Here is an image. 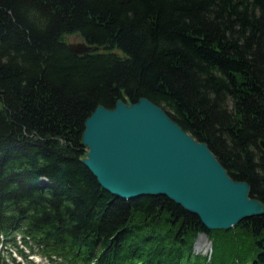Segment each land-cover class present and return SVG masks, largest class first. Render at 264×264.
<instances>
[{
  "label": "trees",
  "instance_id": "obj_1",
  "mask_svg": "<svg viewBox=\"0 0 264 264\" xmlns=\"http://www.w3.org/2000/svg\"><path fill=\"white\" fill-rule=\"evenodd\" d=\"M123 96L159 105L264 203V0H0V233L52 264H264V213L207 229L164 195L99 184L81 131Z\"/></svg>",
  "mask_w": 264,
  "mask_h": 264
},
{
  "label": "water",
  "instance_id": "obj_2",
  "mask_svg": "<svg viewBox=\"0 0 264 264\" xmlns=\"http://www.w3.org/2000/svg\"><path fill=\"white\" fill-rule=\"evenodd\" d=\"M81 54L84 40L69 42ZM79 160L99 184L123 199L164 195L196 214L207 229H229L264 213L250 185L231 178L206 142L196 140L146 97L118 98L112 108L98 104L81 131ZM264 147V141L261 140Z\"/></svg>",
  "mask_w": 264,
  "mask_h": 264
},
{
  "label": "rangeland",
  "instance_id": "obj_3",
  "mask_svg": "<svg viewBox=\"0 0 264 264\" xmlns=\"http://www.w3.org/2000/svg\"><path fill=\"white\" fill-rule=\"evenodd\" d=\"M67 40L69 42L77 41L79 40V36H76V35L68 36ZM210 249H211L210 241L207 239V237L204 234H199L194 241V251L205 253L209 251Z\"/></svg>",
  "mask_w": 264,
  "mask_h": 264
}]
</instances>
